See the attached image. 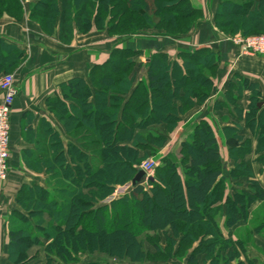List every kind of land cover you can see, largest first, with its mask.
<instances>
[{
    "label": "trees",
    "instance_id": "1",
    "mask_svg": "<svg viewBox=\"0 0 264 264\" xmlns=\"http://www.w3.org/2000/svg\"><path fill=\"white\" fill-rule=\"evenodd\" d=\"M23 1L0 0V18L5 13L16 19L22 17ZM254 4V0L242 3L220 0L215 12L216 26L245 36L263 33L264 6L253 10ZM203 16V9L192 0H38L30 12V17L46 33H53L58 24L59 39L64 44L72 43L76 30L88 31L93 25L119 36H135L152 29L161 30L162 35L169 37L191 35ZM139 53L127 46L113 48L104 63L90 70L94 90L76 77L61 84V97L48 99L50 111L67 132L78 137L79 145L69 143L66 147L60 134L50 124H44L36 149L23 152L26 167L45 172L48 177L47 186L23 183L18 190L16 201L21 210H14L9 216L10 249L16 256V264L28 258L36 259L37 255L31 256L29 251L44 236L49 240L48 264H72L79 260V253L87 251L117 254L116 245L123 248L120 251L123 256L142 260L147 252L139 237L154 229L162 231L174 243L179 238L186 250L197 243L187 255L190 264L197 262L198 253H205L210 264L228 260L224 250L229 247L225 249L222 244L231 238L222 232L212 209L220 200L218 190L225 181L222 156L217 137L205 120L196 125L189 141H183L182 152L188 155L193 179L183 180L176 163L167 159L156 167L153 178L146 179L149 188L144 181L131 186L123 196L103 202L117 185L132 181L138 173L140 157L149 145L143 141L141 131L168 123L169 119L176 120L179 115L175 114L192 108L195 97L209 96L212 78L207 70L217 73L221 61L220 50L211 47L181 52L182 63L162 50L155 51L148 55V86L140 82L134 87L138 65L134 57ZM24 54L18 46L0 37V70L16 67ZM235 76L248 90L257 91L250 96L251 102L262 99L258 83ZM202 77L204 83L199 80ZM235 84L230 86L235 88ZM181 91L183 95L178 98L183 102L182 107L175 111L174 97ZM248 114L257 123L259 118L264 119V108L256 106ZM262 130L260 136L264 137V124ZM153 131L148 134L150 145L163 146L167 135L158 132L154 136ZM237 149L231 147L233 151ZM252 181L257 189L259 182ZM161 194H165L174 219L164 216L159 224H148ZM249 200L252 204L254 197L249 196ZM238 204L232 205L233 212H240L236 221L247 215L243 210L246 207ZM194 213L197 224L191 221L190 226L186 217L191 218ZM254 229L260 230L261 225ZM236 244L245 247L241 238H237ZM154 247L161 254L160 245ZM247 261L253 264V259ZM85 264L113 263L89 260Z\"/></svg>",
    "mask_w": 264,
    "mask_h": 264
},
{
    "label": "crops",
    "instance_id": "2",
    "mask_svg": "<svg viewBox=\"0 0 264 264\" xmlns=\"http://www.w3.org/2000/svg\"><path fill=\"white\" fill-rule=\"evenodd\" d=\"M192 1L203 9L206 17L200 27L196 28L185 40L169 36L149 35L122 42L110 38L107 33H98L97 30L92 29L85 34L76 30L72 43L64 44L59 39L58 24L54 32L49 35L42 30L39 24L32 23L27 18L23 21H17L5 16L0 20V37L25 52L16 67L10 70H0V79L4 73L14 74L18 90L12 112V166L0 208V248L1 251L4 250L2 251L4 255L0 256V260L3 261L2 264H13L6 257L10 245V237L9 226L5 218L12 211L21 210L16 201L19 188L23 183H39L47 186L48 175L45 172L38 173L27 168L23 160V152L27 149H36V140L44 131V124H50L60 134V139L66 147L69 143L79 145L78 137L67 132L62 122L50 111L48 99L54 96L61 97V84L76 77L82 78L94 90L90 79V70L94 65L104 63L109 58L113 48L127 46L140 51L137 55L138 65L135 70L136 80L134 87L140 82L148 86L147 60L150 53L162 50L168 53L171 59L182 63L179 54L183 51L202 47L220 50L221 61L217 78L214 80L213 94L209 96L203 106L190 109L185 114L180 115L181 118L186 117L187 119L182 121V124L192 123V127H194L202 120H205L211 122L213 126L214 124L216 125L214 117L218 118V110H211L207 106V102L216 103L221 100L224 97L223 93L228 87L229 81L232 80L231 77L234 75H240L258 83L264 97V55L242 54L238 46L216 33L213 20L208 13L215 14L218 8V1ZM262 99L264 100V98ZM1 100L2 93L0 91V102ZM249 101L250 97L247 98L248 103ZM70 103V101H67L68 105ZM29 127L32 129H29ZM214 127L216 129V126ZM215 133L218 139V128ZM172 136L173 134L167 135L168 143L173 140ZM263 152L261 151V153ZM258 159L254 160L256 162L254 164L255 167H250L254 178L264 181V162H259ZM224 234L226 237L234 238L230 233ZM255 242L264 249V237L256 232ZM30 251L31 256L37 255L35 260L41 258L40 253H37L38 249L35 247ZM240 261H243L241 257L234 264Z\"/></svg>",
    "mask_w": 264,
    "mask_h": 264
},
{
    "label": "rangeland",
    "instance_id": "3",
    "mask_svg": "<svg viewBox=\"0 0 264 264\" xmlns=\"http://www.w3.org/2000/svg\"><path fill=\"white\" fill-rule=\"evenodd\" d=\"M37 1L38 0L23 1V14H22V17H20L19 19H16L12 17L11 15H8L5 13L3 14V16H1L0 20L5 16H9L10 18L15 19L17 21H23L24 19L27 18L32 23L39 24L37 21H35L34 19L30 17V12L33 9V7L36 5ZM214 1L220 2V0H214ZM230 1H236V2L242 3L243 1H246V0H230ZM254 2L255 4L252 6L253 10L260 8L261 5L264 6V0H254ZM208 14L213 20L215 30L218 35L222 36L225 39H235V38L239 39L240 41V43L238 42L239 45H236L233 42L232 43L239 47L242 54L250 53L243 49L244 47L243 45H245V42H248L249 38L258 36L260 34H264L263 32L260 34H251V35L245 36L241 32H236V33H232V31L225 32L221 28L216 26L215 14L213 13H208ZM205 17L206 16L204 14L202 21L205 19ZM198 27H200V24L196 28ZM92 29L97 30L98 33H102V32H104L105 34L107 33V35L110 38L117 40V41H122V42L132 40L139 36H149V35L164 36L162 35L161 30H157V29L147 30L142 34H138L135 36L134 35L133 36L111 35L108 32V29H104V30L99 29L95 25L91 26V28L88 31H85L86 29L82 30L81 33L85 34L91 31ZM48 34L50 35L52 33H48ZM189 36L190 34L186 36H177L174 38L179 39V40H185ZM134 59L138 60L137 56L134 57ZM5 74L7 73H4L3 75ZM207 74L210 78H212V86H211V90L209 94V96H211L213 94L214 83H215L214 80L217 78V73L212 74L211 72L207 70ZM231 79L232 80L229 81L228 87L223 93L224 97L221 100H218V102L216 103L207 102V106H209L211 110L213 111L218 110V118L214 117L216 121V125L214 124V126H216V129L211 124V122H209V124L211 125L214 135H216L217 132L215 133V130H217L218 128V139L217 140L219 143L220 152L222 156L221 166H223L224 176H225V181L221 189L218 190V195H219L220 200L217 202V204H215V206H213L212 209L214 210V212H216L214 214V217L216 219L217 224L222 229V232L226 234L230 233L234 237V238H231L230 241H226L224 242V244H222L225 249L229 247V249L224 250V253L226 257L228 258V260H221L218 262V264L219 263L220 264H234L235 261H239V257L243 259L245 264H249L247 263L248 262L247 260L249 258L253 259V264H264V249L259 247L255 242V232L259 233L261 236L264 237V196L260 197L261 194L264 195V181H259L258 179L254 178L252 168L250 167V166L255 167L254 164L256 162L254 160L256 158H259L258 159L259 162H264V154H263L264 152L261 153V151H264L263 150L264 137L260 136V133H262L263 131L262 127L264 124V119H262V117L259 118L260 126H258L259 122L257 123L252 122V119L249 117V114H248L249 111L251 109H254L256 106H258L259 108L261 107L263 108L264 100L261 99L259 102L256 100L251 102L250 100L248 103L247 98H249L252 94H256L257 91L254 90V88L253 90H248L246 86H244V82L241 81L238 76L234 75L231 77ZM199 80L204 83L203 77L200 78ZM231 83H236L235 88L233 86H230ZM239 87H241L242 89L239 90L238 89ZM182 95H183V92L181 91L179 94H177V96L174 97L173 102L176 105L175 111L179 109L178 107H182L183 102L178 98V96L180 97ZM209 96H207L206 98L205 97H202V98L195 97L194 103L191 109L193 108L196 109V108L203 106L205 101L209 98ZM262 98L264 97L262 96ZM183 114L185 113L175 114V115H179V118H176V120L169 119L168 123L165 122L162 125L157 124V125H153L149 127L148 129H143L142 131L140 130L141 134L143 135V141L145 143H149L148 149H146L143 152L142 157H140L141 158L140 165L146 161H153L156 163V167H158L161 164L163 165L165 160L171 159L173 160L174 163H176L177 165L176 169L181 174L182 179L186 181L187 179H193V172L189 170L188 155L182 152V147L184 146L183 141H189V135L191 134V132L194 131L196 126L192 127L193 126L192 123L182 124V121L187 120L186 117L185 118L180 117V115H183ZM183 130H185V132H183ZM149 131L150 132L153 131L152 135L154 136L158 135V132L164 133L165 135L173 134L172 136L173 140L171 141V143H168V140H167V142L163 146L153 145L152 147V144L150 145V140L148 138ZM232 146L233 147L237 146L239 147V149L233 151L231 150ZM243 159L248 160V163H246L248 166L244 163ZM241 163H244V164H241ZM254 170L257 172L255 168ZM154 175H155V170L149 177L153 178ZM252 180L259 182V185L257 184L258 186L257 189L253 188L254 182ZM129 183H131V181L124 183V184L117 185L113 193L119 186L121 187ZM7 185H8V182L5 186V189ZM144 185L145 187L149 188L150 186L149 181L146 180L144 182ZM5 189L1 195L0 208L2 205L3 196L5 195ZM236 191L237 193L240 191L243 193L241 195L240 194L237 195V193H235ZM123 195L124 194L117 195L115 199ZM110 196L106 197V199L103 202L109 203L107 199ZM249 196L254 197V201L252 204H250ZM157 200H158L157 206H155L153 210L154 217L152 220L147 221L148 224L149 223L159 224L163 220L164 216L166 218L174 219V217L172 216V214H170L168 210L169 206L166 204L165 194H161V197ZM236 202L240 203L238 204L239 207H241V205H244L246 207L243 210H244V214H247L246 217H243L239 219L238 221H236L235 218H236V214L238 215L240 212L232 211V205H234ZM178 204H179V200H178V203L176 204L177 210H179ZM195 213L191 216V218L186 217L187 215L185 216L190 226L192 223L191 221L197 224L198 218ZM9 216L10 214L7 215L5 218L6 223H8V226H9ZM259 224L261 225V229L255 230L254 228ZM221 225H223L224 227ZM168 228H172L171 225H168ZM210 231H212V229H210ZM33 235L31 234V236ZM237 238H241L243 239V241H245V247L242 245L236 244ZM139 239L142 241L143 248L147 252L146 255L141 257L142 260H134L127 255L123 256V254L120 253V251L123 248L116 245L115 250L117 254H110L108 252H102V251H94V252L87 251V252L79 253L78 254L79 260L76 262H73L72 264H85L86 261H89V260L108 262V263H113V264H185V263L190 264L186 261L187 255H190L193 251L194 246L197 245V243L193 244L191 248H187L186 250L185 245L181 247L179 238L177 239L178 242L175 241L174 243L172 242V240H170V238H167L163 234L162 231L156 230V229L146 230L143 234L140 235ZM40 240L41 242H38V244H36L34 247L38 249L37 253H40L41 258L39 260L38 259L35 260L33 258L29 260L28 258L17 264H48L46 245L49 243V240L47 236L40 238ZM154 244L160 245V248L162 250L161 254L158 253V250H156V248L154 247ZM218 247H219V244H218ZM130 250L136 253L133 247H130ZM209 250H212V249H209ZM2 251L0 248L1 257L4 255ZM12 253H13L12 247L10 249V245H9L8 254L6 255L7 260L12 262L13 264H16L17 261L14 260L16 256H14ZM29 253L31 255V251H29ZM237 256L239 257L237 258ZM2 263L3 261L0 260V264ZM210 263H211V260L207 259V255L205 253H198L197 262L193 264H210ZM215 264H217V262H215Z\"/></svg>",
    "mask_w": 264,
    "mask_h": 264
},
{
    "label": "built area",
    "instance_id": "4",
    "mask_svg": "<svg viewBox=\"0 0 264 264\" xmlns=\"http://www.w3.org/2000/svg\"><path fill=\"white\" fill-rule=\"evenodd\" d=\"M236 45H239V39H229ZM239 42V43H238ZM243 49L250 54H264V34L254 36L245 42ZM0 91L2 100L0 102V201L1 195L8 182L11 171V133H12V112L17 97L16 78L14 74L7 73L0 79ZM140 168L146 171L147 177L151 176L156 168V163L146 161L140 165ZM131 183L119 186L115 192L107 199L111 202L117 195L127 193L131 188Z\"/></svg>",
    "mask_w": 264,
    "mask_h": 264
},
{
    "label": "water",
    "instance_id": "5",
    "mask_svg": "<svg viewBox=\"0 0 264 264\" xmlns=\"http://www.w3.org/2000/svg\"><path fill=\"white\" fill-rule=\"evenodd\" d=\"M147 178L148 177H147L146 171L143 170L142 168H139L138 173L136 174V176L131 181V185L136 186L137 184L146 181Z\"/></svg>",
    "mask_w": 264,
    "mask_h": 264
}]
</instances>
